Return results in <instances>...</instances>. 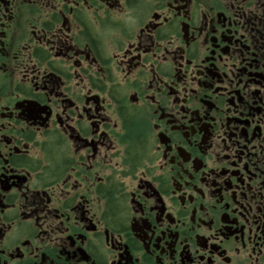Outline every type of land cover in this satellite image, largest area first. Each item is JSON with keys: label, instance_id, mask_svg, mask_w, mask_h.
<instances>
[{"label": "flooded vegetation", "instance_id": "af4514ba", "mask_svg": "<svg viewBox=\"0 0 264 264\" xmlns=\"http://www.w3.org/2000/svg\"><path fill=\"white\" fill-rule=\"evenodd\" d=\"M0 264H264V0H0Z\"/></svg>", "mask_w": 264, "mask_h": 264}]
</instances>
